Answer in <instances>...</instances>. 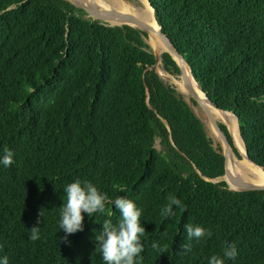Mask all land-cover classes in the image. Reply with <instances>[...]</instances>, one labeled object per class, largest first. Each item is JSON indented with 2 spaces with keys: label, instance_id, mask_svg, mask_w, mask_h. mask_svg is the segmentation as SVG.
Segmentation results:
<instances>
[{
  "label": "trees",
  "instance_id": "trees-1",
  "mask_svg": "<svg viewBox=\"0 0 264 264\" xmlns=\"http://www.w3.org/2000/svg\"><path fill=\"white\" fill-rule=\"evenodd\" d=\"M147 1L264 168V0ZM146 37L0 0V264H264V190L209 180L222 149Z\"/></svg>",
  "mask_w": 264,
  "mask_h": 264
},
{
  "label": "bare ground",
  "instance_id": "bare-ground-1",
  "mask_svg": "<svg viewBox=\"0 0 264 264\" xmlns=\"http://www.w3.org/2000/svg\"><path fill=\"white\" fill-rule=\"evenodd\" d=\"M77 5H81L87 10L96 13V14H108L110 16H114L118 21L121 20L122 16H132L128 13V11L124 8L119 9L118 7L123 6L125 4L124 0H71ZM96 4H94V3ZM102 5H107L108 7H115L117 10H119V14H113L109 11L108 8ZM129 8L132 11L133 17H137L138 19L146 22V26H143L145 31L148 32L149 37H150V45L154 48L157 49L159 52H164L167 49L166 43L160 38L159 35V26L154 20L153 16V9L149 5L147 0H142V7H140L137 11L133 10L132 7L129 6ZM140 10V11H139ZM136 11V12H135ZM114 22V20L112 21ZM187 77H188V82L193 90L194 94L200 98L201 100L204 99V94L201 92L199 89L198 85L192 78V75L190 74V71L187 69ZM185 95L190 98V96L186 93V90L184 89ZM199 106L202 103L200 100L198 102ZM201 107V106H200ZM207 110L208 112L214 117L216 121L223 120L225 121L228 119L229 123L231 124L233 130H234V139L236 140L237 146L240 150V152L243 154V160L242 162L238 163V160L236 159L235 163L228 161L227 162V170H226V175L225 179L227 180L228 184L233 187V188H238V185H242V181L246 180H251L254 177L257 179L261 180V183L264 184V173L260 170V168L254 166L248 158L245 156V148L244 145L241 141V138L239 136V132L237 129V123L236 119L233 116V114L228 113L224 115V113L220 112L217 109H214L212 106L207 105ZM207 120L206 113L202 108H200ZM240 175V177L237 176ZM239 178L240 180H237Z\"/></svg>",
  "mask_w": 264,
  "mask_h": 264
},
{
  "label": "water",
  "instance_id": "water-1",
  "mask_svg": "<svg viewBox=\"0 0 264 264\" xmlns=\"http://www.w3.org/2000/svg\"><path fill=\"white\" fill-rule=\"evenodd\" d=\"M65 1L69 2L76 9V11H78L81 14H83L85 18H91V19H94V20L101 21L103 23H108V24L110 22H112V20H116L114 18V16H110L108 14H96V13H93V12L87 10L86 8H84L81 5H77L76 3H74L71 0H65ZM153 16H154V14H153ZM154 20L157 23V21L155 19V16H154ZM110 25H128V26H131L133 28H136V29H139L141 31L146 32V34L149 36L148 32L145 31V29L143 28V26H146L147 25L146 22L138 19L135 16L134 17H132V16H122L119 24H110ZM159 35H160V38H162V40L166 43L167 49L165 51L168 52V53H170L173 56V58L176 60L178 66H179L180 76H181V79H182V85H183L184 89L186 90V93L190 96V99L191 100H194L196 102V104H199L198 103L199 100L202 102L200 104V106L204 110V112L206 113L207 120H208L209 124L211 125V127L214 130V132L216 133V135L219 137L220 142L222 144V147H223V155L225 157V172H226V170H227V162L228 161H231V162H234L235 163L237 156H239L241 158H243L244 156L240 152V150H239V148L237 146L236 140L234 139V130H233L231 124L229 123L228 119H226L225 121H223V124H225L226 127H227V130L229 132L231 141L228 140L226 134L221 129V127L219 125L220 122L219 121H216L214 119V117L208 112L206 106L207 105H210L214 109H217L220 112L224 113V115H226V114H228L230 112L219 108L213 101H211L207 97L206 93L202 91L201 87L197 84V82L195 81L194 77L192 76V78L194 79V81L198 85L199 89L204 94V99L201 100L200 98H198L194 94L193 90L191 89V87L189 85L188 77H187V69L190 71V74H191V69H190L188 63L184 60V58L182 57V55L174 48V46L172 45L170 39L167 38L165 36V34L161 31L160 26H159ZM153 53H154V56H155V59H156V63H157L158 61L161 60V53L162 52H159L157 49H153ZM231 114H233V113H231ZM233 116L235 117L236 122H237V117L234 114H233ZM237 129H238V132H239L238 124H237ZM239 136H240V134H239ZM241 141L243 143V140L242 139H241ZM243 145H244V143H243ZM245 156H246V158H248V160L254 166L260 168V170L264 173V168L262 166L258 165L257 163H255L253 160H251L249 158L246 149H245ZM237 176L241 178L240 175L237 174ZM250 178H252V179L251 180L242 181V185L240 187H238V188H231L228 185V183H227L228 188L231 189V190H233V191L264 190V184L261 183V180L260 179H257V178H254V177H250ZM216 179H218V178L209 179V180L212 181V182H216ZM237 180H240V179L237 178Z\"/></svg>",
  "mask_w": 264,
  "mask_h": 264
},
{
  "label": "rangeland",
  "instance_id": "rangeland-1",
  "mask_svg": "<svg viewBox=\"0 0 264 264\" xmlns=\"http://www.w3.org/2000/svg\"><path fill=\"white\" fill-rule=\"evenodd\" d=\"M125 1V4L123 6H120L118 7L119 9H126L128 11V13L130 15H132L133 17V14H132V11L131 9L129 8L132 7L133 10H138L140 7H142V0H124ZM94 3V2H93ZM96 4V3H94ZM102 6H105V5H102ZM106 8L109 9V11L113 14H119L121 12H119V10H117L115 7H108L107 5L105 6ZM135 11V12H136ZM140 11V10H139ZM107 14V13H106ZM115 18V17H114ZM116 19V18H115ZM113 21V20H112ZM120 21H118L117 19L114 20V22H110L109 24H119ZM145 41L146 43L150 46V48L153 50L154 48L150 45L149 42L150 41V37L147 35V37L145 38ZM162 52V51H161ZM155 70L156 72L159 74V76L163 79L164 82H166L167 84L173 86L183 97L184 99L189 103V105L191 106L192 110L195 112V114L199 117V119L203 122L204 126H205V129H206V132L208 134V136L212 139V143H213V146L215 148H220L222 149V152H223V147H222V144L220 142V139L219 137L216 135V133L214 132V130L212 129L211 125L209 124L208 120H206L202 110L200 109L201 107L198 105V104H194L192 102V100L190 98H188L185 93H184V87L182 85V79H181V76L180 74L179 75H172L170 73H168L164 68H163V65H162V62L161 60L158 61L156 64H155ZM220 123H223V120H219ZM237 123V122H236ZM155 146L160 149V146L158 145V142H156ZM237 156V155H236ZM238 160V163H240L242 161V158L237 156L236 158ZM225 175H226V172L224 173V175L218 179H216V182L217 181H221V180H224L226 183L227 180L225 179ZM229 185V184H228ZM241 184L238 185V187H240ZM79 210L83 211L85 210L84 207L82 206H79Z\"/></svg>",
  "mask_w": 264,
  "mask_h": 264
}]
</instances>
